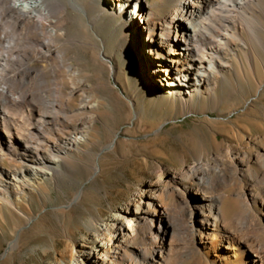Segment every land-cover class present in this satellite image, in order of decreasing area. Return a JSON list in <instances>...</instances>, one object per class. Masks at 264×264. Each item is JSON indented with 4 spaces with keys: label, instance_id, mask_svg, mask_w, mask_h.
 Returning a JSON list of instances; mask_svg holds the SVG:
<instances>
[{
    "label": "bare ground",
    "instance_id": "1",
    "mask_svg": "<svg viewBox=\"0 0 264 264\" xmlns=\"http://www.w3.org/2000/svg\"><path fill=\"white\" fill-rule=\"evenodd\" d=\"M67 1L0 0V219L10 206L20 213L7 256L23 242L27 214L17 200L31 199L48 176L76 171L73 153L98 118L78 55L69 54L83 40L67 28V4L87 16L88 8ZM160 1L162 13L151 0H99L121 19L122 41L139 43L148 82L158 85L152 93L180 98L184 114L209 115L240 70L235 62L253 66L256 48L264 49V0ZM100 55L115 76L114 61ZM245 113L252 122L250 107ZM228 115L218 148L177 168L155 165L124 204L88 218L82 242L68 237L56 247L54 264H264V132L241 136ZM213 132L214 141L224 133ZM91 171V178L103 172L101 157ZM84 195L78 191L73 203ZM70 205L55 207L58 220L65 222Z\"/></svg>",
    "mask_w": 264,
    "mask_h": 264
},
{
    "label": "rangeland",
    "instance_id": "2",
    "mask_svg": "<svg viewBox=\"0 0 264 264\" xmlns=\"http://www.w3.org/2000/svg\"><path fill=\"white\" fill-rule=\"evenodd\" d=\"M81 1L88 8V16L67 4L72 17L67 28L83 40L82 46H73L69 54L78 55L74 63L85 71L83 78L90 84L87 92L98 103V118L88 139L73 153L76 171L64 172L59 180L48 176L32 187L31 199L17 200L27 217L22 216L23 242L12 256L6 253L16 237L12 229L20 213L11 206L5 210V220L0 219V264L56 263V247H64L68 237L82 242L88 218H105L112 208L124 204L138 185L153 177L155 165L161 162L177 168L183 159L191 161L192 155L202 149L218 148L231 125L222 127L228 115L224 112L236 110L228 116L238 121L241 136L247 131L264 132L263 48H256L253 66L235 62L240 70L232 72L227 86L221 87L225 95L218 109L208 110L209 115L184 114L180 98L152 93L158 85L148 82L139 43L122 41L121 19L104 12V0ZM151 1L157 4V11H166L160 0ZM100 53L116 64L115 76L108 59ZM248 107L252 122L243 119ZM211 120L223 123L213 125ZM214 130L224 132L219 134V141L212 138ZM114 142L113 148H104ZM100 157L103 172L91 178V169ZM4 165L9 163L5 161ZM81 189L85 190L83 199L73 203ZM64 204H71L65 222L54 214L55 207Z\"/></svg>",
    "mask_w": 264,
    "mask_h": 264
}]
</instances>
